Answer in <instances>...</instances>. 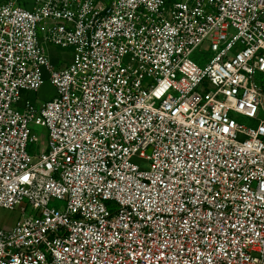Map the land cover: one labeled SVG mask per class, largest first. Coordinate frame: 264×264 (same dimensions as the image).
<instances>
[{"label":"built area","instance_id":"1","mask_svg":"<svg viewBox=\"0 0 264 264\" xmlns=\"http://www.w3.org/2000/svg\"><path fill=\"white\" fill-rule=\"evenodd\" d=\"M22 2L0 0V208L23 215L0 264H264V0Z\"/></svg>","mask_w":264,"mask_h":264},{"label":"rangeland","instance_id":"2","mask_svg":"<svg viewBox=\"0 0 264 264\" xmlns=\"http://www.w3.org/2000/svg\"><path fill=\"white\" fill-rule=\"evenodd\" d=\"M28 3L32 2V0H27ZM26 3V4H28ZM23 7L29 8L24 2L21 3ZM48 50L52 56V58L56 60H60L62 63L58 66L63 67L66 65V63L70 62L71 59V50L70 49H62L58 47L50 46L48 47ZM199 56V52H197L195 55H193V59L197 61ZM65 61V62H64ZM55 88L53 85H51L49 82H47L38 93H35L31 96L32 98L39 103L49 101L55 96ZM238 120L245 121V119L237 117ZM246 123V122H245ZM249 123V122H248ZM33 129L35 133L41 137V143L34 146V150L36 152L39 151V148L45 147L48 143L47 140V130L45 128L33 126ZM55 205V204H54ZM23 215L20 208H17L15 210H7L0 208V228L4 230H12L17 222H19L20 219H22Z\"/></svg>","mask_w":264,"mask_h":264},{"label":"crops","instance_id":"3","mask_svg":"<svg viewBox=\"0 0 264 264\" xmlns=\"http://www.w3.org/2000/svg\"><path fill=\"white\" fill-rule=\"evenodd\" d=\"M17 224H18V222H17ZM17 224H16V225H17Z\"/></svg>","mask_w":264,"mask_h":264}]
</instances>
